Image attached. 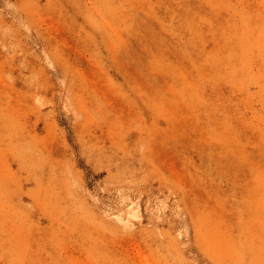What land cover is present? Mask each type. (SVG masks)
I'll list each match as a JSON object with an SVG mask.
<instances>
[{
  "label": "rangeland",
  "instance_id": "1",
  "mask_svg": "<svg viewBox=\"0 0 264 264\" xmlns=\"http://www.w3.org/2000/svg\"><path fill=\"white\" fill-rule=\"evenodd\" d=\"M0 264H264V0H0Z\"/></svg>",
  "mask_w": 264,
  "mask_h": 264
}]
</instances>
